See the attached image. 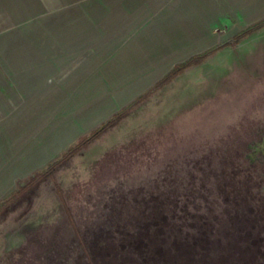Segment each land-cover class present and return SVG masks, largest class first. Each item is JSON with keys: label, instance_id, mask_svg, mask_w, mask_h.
I'll list each match as a JSON object with an SVG mask.
<instances>
[{"label": "rangeland", "instance_id": "obj_1", "mask_svg": "<svg viewBox=\"0 0 264 264\" xmlns=\"http://www.w3.org/2000/svg\"><path fill=\"white\" fill-rule=\"evenodd\" d=\"M261 19L264 0H0V264H188L126 184L173 78L117 112Z\"/></svg>", "mask_w": 264, "mask_h": 264}, {"label": "water", "instance_id": "obj_2", "mask_svg": "<svg viewBox=\"0 0 264 264\" xmlns=\"http://www.w3.org/2000/svg\"><path fill=\"white\" fill-rule=\"evenodd\" d=\"M234 39L172 79L126 181L150 242L198 240L173 250L196 264L238 228L244 264H264V25Z\"/></svg>", "mask_w": 264, "mask_h": 264}, {"label": "trees", "instance_id": "obj_3", "mask_svg": "<svg viewBox=\"0 0 264 264\" xmlns=\"http://www.w3.org/2000/svg\"><path fill=\"white\" fill-rule=\"evenodd\" d=\"M264 24V19L258 20L255 23L249 25L246 29H244L243 31H241L239 34H237L235 36V40H238L240 37H242L243 35L259 28L260 26H262ZM223 45H219L217 47L211 48L199 55H194L192 57H190L189 59H187L184 62L181 63H177L175 64L164 76H162L158 81H156L150 88H148L146 91L142 92L140 95H138V97H136L132 102H130L129 104H127L125 107H123L121 110H119L117 112L118 117H121L123 114H125L128 110H130L132 107H134L135 105H137L139 102L143 101L148 95H150L152 92H154V90H156L158 87L162 86L163 84L167 83L168 81H170L172 78H174L178 73L182 72L183 70H185L186 68L200 62L202 59H204L205 57L209 56L210 54H212L213 52L217 51L218 49H220L221 47H223ZM34 182V180H32V183ZM31 184V183H30ZM60 192V191H59ZM153 214H154V218H157L160 214V211L157 210V208H153ZM244 229L242 228H238L237 229V237H234V239L230 242L227 243L226 247H223V251H221V256H216L214 257V259H211L210 261H208V263L203 262L204 264H244L246 261V253H247V247L244 246L243 244V235H242V231ZM201 242H203V244L206 245L210 242V239L208 237H203V238H198ZM198 240L193 241L194 244H197ZM192 243V244H193ZM192 245L190 242L187 241V243H180L177 242L175 243V246H169L167 252H166V257L168 258L166 261L170 262L173 261V250L176 249V247H178L177 249L181 251V253H184L186 255H188L189 257H193V251L195 250V248L191 247L190 245ZM208 253L203 254L204 256L207 255ZM106 257V255H104ZM234 259V260H231ZM188 264H196L195 262H193V259H189ZM201 263V264H203Z\"/></svg>", "mask_w": 264, "mask_h": 264}, {"label": "bare ground", "instance_id": "obj_4", "mask_svg": "<svg viewBox=\"0 0 264 264\" xmlns=\"http://www.w3.org/2000/svg\"><path fill=\"white\" fill-rule=\"evenodd\" d=\"M251 4V3H250Z\"/></svg>", "mask_w": 264, "mask_h": 264}]
</instances>
